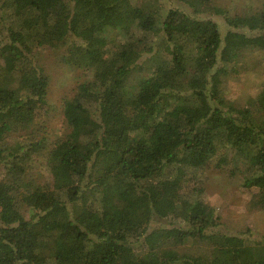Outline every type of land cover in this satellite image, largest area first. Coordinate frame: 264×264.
Listing matches in <instances>:
<instances>
[{"label": "trees", "instance_id": "16d2710c", "mask_svg": "<svg viewBox=\"0 0 264 264\" xmlns=\"http://www.w3.org/2000/svg\"><path fill=\"white\" fill-rule=\"evenodd\" d=\"M181 1L191 12L0 0V264H264V235L223 232L201 204L216 168L243 171L250 210L264 211V81L248 104L217 86L249 54L264 62V0L220 14L225 29L214 0ZM46 48L81 73L62 105L68 140L44 119ZM201 242L207 262L187 252Z\"/></svg>", "mask_w": 264, "mask_h": 264}, {"label": "rangeland", "instance_id": "374dc122", "mask_svg": "<svg viewBox=\"0 0 264 264\" xmlns=\"http://www.w3.org/2000/svg\"><path fill=\"white\" fill-rule=\"evenodd\" d=\"M163 8L169 9L172 7L182 8L191 12L180 0H160ZM127 1L123 3L120 11L124 12ZM214 5L219 14H213L211 17L220 23V26L225 29V24L222 13L230 15L240 14L245 11H256L261 5V0H214ZM131 8V6H130ZM117 15V14H116ZM115 15V16H116ZM112 16V15H111ZM110 16V17H111ZM202 16V15H200ZM113 19L104 20L111 24ZM105 25V26H106ZM103 28V26L101 25ZM104 29V28H103ZM1 30V29H0ZM105 30L110 31V43L115 41L119 36L117 31L112 29L110 25L106 26ZM3 39L0 31V40ZM40 64L46 69L51 78L50 102L52 103V111L44 117L48 121V129L54 131L56 135L63 136V139L68 140L70 137L69 131L64 121L62 105L66 95L72 94L81 78L80 70L70 68L64 65L58 55L49 48L41 49L36 53ZM248 67L241 72L225 76L218 80V88L222 89L227 97L248 104L249 101H254L258 97L259 89L264 81V62L261 63L260 56L249 54ZM68 133V134H67ZM223 154V152H222ZM34 172L40 171L43 175H49V167L41 162H35ZM233 168V166L231 165ZM1 172V167H0ZM1 174V173H0ZM244 172H236V175H231L230 172L219 171L212 169L210 171L205 197L201 200L202 207L212 217L220 216L221 225L219 229L228 233H245L251 241L264 235V211H252L248 206L251 193L254 188L244 186ZM166 220H159L154 226H167ZM154 236V234H152ZM188 254H193L200 262H207L209 250L205 242L200 244H188L186 246ZM251 248V246H250ZM244 256L248 258L244 252Z\"/></svg>", "mask_w": 264, "mask_h": 264}]
</instances>
